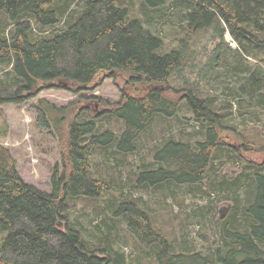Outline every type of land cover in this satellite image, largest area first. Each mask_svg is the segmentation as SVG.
Returning <instances> with one entry per match:
<instances>
[{"label": "trees", "instance_id": "obj_1", "mask_svg": "<svg viewBox=\"0 0 264 264\" xmlns=\"http://www.w3.org/2000/svg\"><path fill=\"white\" fill-rule=\"evenodd\" d=\"M138 1L82 0L80 12L74 13L69 0H0V64L11 66L0 79V105H23L43 88L78 93L100 73H123L131 83L147 87L141 96L123 95V102L110 112L123 122L117 138L109 131L94 135L93 121L70 122L65 143L59 135L69 170L59 175L54 169L51 193L25 183L10 151L0 146V231L7 233L0 244V264H110V256L90 248L71 225L59 226L69 201L94 199L106 189L89 176L94 147L113 145L118 153L131 154L155 115L176 116L178 101L170 82L189 58V43L198 31L223 24L221 35L227 31L241 51L257 54L259 67L239 92L252 100L263 90L264 0L192 1L184 16V32L177 34L178 45L168 53H160L163 38L133 12L142 6L158 8L165 0ZM184 91L178 100H186L204 139L193 146L175 140L164 143L153 154L157 167H144L136 177L138 185L199 184L216 153L229 143L219 114L199 95ZM37 110L36 127L48 129L50 115L43 108ZM243 178L227 182L229 190H244V204L239 200L243 196L235 194L237 214L232 211L221 221L224 247L208 254L172 253L133 201L117 206V215L125 217L137 241L156 247L157 264H264V173L247 169Z\"/></svg>", "mask_w": 264, "mask_h": 264}, {"label": "rangeland", "instance_id": "obj_2", "mask_svg": "<svg viewBox=\"0 0 264 264\" xmlns=\"http://www.w3.org/2000/svg\"><path fill=\"white\" fill-rule=\"evenodd\" d=\"M69 1L70 10L79 13L82 0ZM192 1L195 0H165L158 8L142 6L133 10L146 28L163 38L160 53H168L178 45L177 34L184 32V16ZM223 26L215 25L191 37L189 58L170 82L176 92L172 97L178 101L175 117L155 115L135 140L131 154H120L113 145L92 150L89 176L106 189L94 199L69 201L59 227L71 225L90 248L110 256V264L119 260H123L120 264H157L156 247L136 240L125 217L117 215V206L136 203L149 217L151 227L165 238L172 253L208 254L224 247L221 221L232 211L237 214L235 194L243 196L239 200L241 206L244 204V190H229L227 182L243 178L247 169L264 173V88L252 100L239 92L243 82L258 69V56L241 51L227 31L221 35ZM10 67L0 64V79H4ZM185 89L205 99L208 108L219 114L221 124L228 129L223 132L229 143L216 153L199 184L138 185L136 177L144 167H157L153 154L164 143L175 140L193 146L204 139L186 100H178ZM146 91L145 85L131 83L128 75L119 72L100 73L78 93L43 88L23 105H0V146L10 151L25 183L51 193L54 169L59 175L69 170L63 161L59 137L64 143L67 141L70 122L93 121L94 135L109 131L117 138L123 132V122L110 112L123 102V95L136 97ZM39 101L43 104L39 105ZM39 107L51 117L48 129L36 127ZM54 119L56 123L52 122ZM6 236V232L0 231V244Z\"/></svg>", "mask_w": 264, "mask_h": 264}, {"label": "water", "instance_id": "obj_3", "mask_svg": "<svg viewBox=\"0 0 264 264\" xmlns=\"http://www.w3.org/2000/svg\"><path fill=\"white\" fill-rule=\"evenodd\" d=\"M221 215H222V212H219V216L221 217Z\"/></svg>", "mask_w": 264, "mask_h": 264}, {"label": "bare ground", "instance_id": "obj_4", "mask_svg": "<svg viewBox=\"0 0 264 264\" xmlns=\"http://www.w3.org/2000/svg\"><path fill=\"white\" fill-rule=\"evenodd\" d=\"M221 210V209H220ZM221 218V217H220ZM218 219V218H217ZM219 220V219H218Z\"/></svg>", "mask_w": 264, "mask_h": 264}]
</instances>
